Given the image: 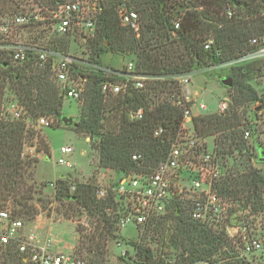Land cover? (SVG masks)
Here are the masks:
<instances>
[{
    "label": "trees",
    "instance_id": "trees-1",
    "mask_svg": "<svg viewBox=\"0 0 264 264\" xmlns=\"http://www.w3.org/2000/svg\"><path fill=\"white\" fill-rule=\"evenodd\" d=\"M35 1L51 8L64 0ZM129 1L140 17L138 35L120 23L114 0L102 1L94 35L86 40L91 59L100 61L101 54L106 50L132 52L137 69L143 73L166 77L182 75L236 58L250 49V38L264 34L261 0ZM176 5L193 7L178 13V30L173 29L172 20L175 16L171 14ZM229 8L230 16L227 14ZM208 38H212L213 43L206 50L203 44ZM254 70L262 71L261 65L251 63L232 68L231 87L234 94L232 105L225 115L212 113L192 118L195 132L200 136L213 135L214 144L222 156L246 151L242 128L245 122H242L238 107L247 102H260L256 90L247 82ZM84 78L79 118L71 128L90 139L97 138L94 148L98 152V165L120 172L140 169L139 163L131 159L134 153L142 156L144 166H154L163 160L169 140L166 137L155 138L152 132L160 125L174 135L180 126L184 106L173 104L180 95L177 81L169 78L155 80L147 83L142 91L129 87L124 94L104 99L99 89L102 77L88 73ZM5 86L14 91L33 121L39 116H56L57 123H62L63 98L52 81L47 65L39 67L29 63L21 66L0 60V94ZM172 94L174 98L170 100ZM139 107L144 110V118L140 121L130 120L127 112ZM36 137L38 132L23 121L0 118V201L9 200L13 214L24 220H32L38 214L36 207L28 202L37 191L33 170L38 160L35 157L21 158L25 140ZM252 159L259 160L260 154ZM243 167L240 173L233 170L216 180L214 189L218 195L232 198L246 192L245 204L252 213H257L263 210L261 196L264 194V168H255L247 162ZM27 178L30 182H27ZM73 179L76 178L71 175L64 179L57 178L54 182V198L60 200L64 197L71 206H82L93 219L94 235L86 238L91 242L90 247L95 245L96 248L88 251H94L99 257L97 261L88 260L94 264H104L108 253L107 242L116 237L114 230L117 219L107 211L108 208L113 210V200L111 197L96 199L93 182H73ZM70 183L75 184L73 193L68 190ZM172 214L176 220L175 234L180 238L179 252L172 264L196 263L211 257L223 246H231L232 238L224 228L216 233L192 221L177 203ZM161 221L158 220L157 224ZM76 232L79 233L80 229L76 228ZM171 238L174 239V234ZM81 243H84L83 237L79 236L75 248L79 249ZM136 254L142 260L140 264H168L165 260L153 258L148 247L138 246ZM220 255L222 258L235 256L234 252L229 255L225 250ZM0 264L30 263L23 262L17 251L6 247L0 250Z\"/></svg>",
    "mask_w": 264,
    "mask_h": 264
},
{
    "label": "built area",
    "instance_id": "built-area-1",
    "mask_svg": "<svg viewBox=\"0 0 264 264\" xmlns=\"http://www.w3.org/2000/svg\"><path fill=\"white\" fill-rule=\"evenodd\" d=\"M1 1L5 3V6L0 7V60L21 66L29 63L39 67L47 65L63 99L81 100L85 78L84 75H77V77L73 75V70L77 68L102 77L99 89L104 98L124 94L129 87L142 91L147 83L155 80L169 78L177 81L180 95L173 104L184 106L180 126L174 135L160 125L156 126L152 132L155 138H168L169 146L165 158L154 166H144L142 156L134 153L131 159L139 163L140 169L120 172L114 168L100 167V171L94 176L96 199L111 197L114 207L113 210L108 208L107 211L114 214L117 224L121 227L132 226L136 233H139L154 220L164 216L171 206L174 208L176 203H182L179 196L181 191L185 190L184 198L189 202V218L192 221L206 226L221 220L220 217L226 210L223 217L227 219L230 215L229 218L233 221L229 222L232 225L223 228L235 241L239 255L245 258L246 256L257 257L260 263L264 264V220L263 223L257 222L258 224H254L251 228L235 220L236 214L226 208L232 200L224 199L214 189V182L221 177L218 171L220 155L218 156L215 148L208 149L206 137L198 135L193 126V112L189 103L190 82L192 76L201 70L167 77L155 76L137 69L134 59L121 66H112L91 58L62 54L35 42L25 41L21 30L32 27L36 15L33 12L29 13L27 5L21 4L20 0ZM114 1L120 23L138 35L140 23L138 12L134 7L131 8L126 0ZM32 2L45 15L46 11L50 12L49 22L56 33L67 34L76 26L91 28L94 25L92 15H95L96 10L93 14L86 15L87 8L78 0L63 1L51 8L40 5L35 0ZM261 2L264 12V0ZM227 14L231 15L230 8ZM179 23L180 17L175 16L172 20L174 30L179 29ZM212 43V38L206 39L203 44L204 49H210ZM249 45L250 49L236 58L210 66L233 68L255 63L260 64L264 72V34L250 38ZM6 88L8 87L5 86L4 89ZM5 96L2 94L1 97ZM186 103H189L188 107ZM229 103V99L220 100L216 113L225 115L229 111ZM198 107L206 108L204 103H199ZM256 109H254L256 113L261 114L264 119V102ZM127 115L132 121H140L144 118V110L139 107L130 110ZM0 118L21 120L26 126L30 124L50 126L53 122V119L45 116H39L33 121L16 98H10L7 104L0 103ZM257 120L259 118L255 122L249 120L243 125L244 140L252 136L253 126ZM186 123H190V126ZM73 150L72 145L60 147V152L64 156H68ZM57 164L68 165V161L60 157ZM68 190L69 193H73L75 184L70 183ZM6 247L13 248L23 262L30 264H94L73 253L55 251L52 240L48 236L38 242L34 232L26 230L24 220L13 214L9 203L0 201V250ZM192 264L220 263L200 260Z\"/></svg>",
    "mask_w": 264,
    "mask_h": 264
},
{
    "label": "rangeland",
    "instance_id": "rangeland-1",
    "mask_svg": "<svg viewBox=\"0 0 264 264\" xmlns=\"http://www.w3.org/2000/svg\"><path fill=\"white\" fill-rule=\"evenodd\" d=\"M64 1H77V0H64ZM81 5L87 8L85 13L89 15L94 13L93 27L76 26L75 29H71L67 34L56 33L50 22L51 16L49 11H46L45 15L32 0H20V3L28 8V12H33L36 16L32 27L24 28L21 30L22 38L25 41L35 42L46 48L62 52V54L76 56L78 58H91L90 50L87 47L86 40L92 38L94 35L95 19L99 13V7L102 1L108 0H78ZM131 8L134 7L130 1L126 0ZM186 3V1H185ZM5 3L0 0V7L4 8ZM192 9L193 7L179 6L172 10L171 14L177 16L186 9ZM201 10V9H199ZM85 15V16H86ZM42 19V20H41ZM135 60L134 53H116L106 50L101 54L100 62L108 65L121 66L129 60ZM228 61V60H227ZM225 62V61H223ZM190 82V91L192 96L190 97V107L193 112V116L216 113L218 109V103L222 99H229V108L232 105V96L234 91L232 87H226L220 83V79L224 77H231L232 67H211L206 66L200 69ZM73 75L88 74L86 70L77 68L73 70ZM52 81L55 83L54 79ZM257 92L260 102H247L238 107L239 113L242 116V122H248L253 120L255 125L253 126L252 136L245 140L246 151H242L241 154L233 153L231 155L219 154V148L217 149L214 144V136H205L207 147L209 150H214L220 155L218 158V171L220 176H226L229 172L235 170L242 172L244 170L243 164H247L255 168H264V160H254V156L259 155L260 150L264 153V119L261 114H257L254 110L255 106L263 104L264 102V72L261 70H254L250 74V79L247 81ZM85 83V81H84ZM56 84V83H55ZM3 95L0 94V103L7 104L10 98H16L17 96L11 88H3ZM114 96H106L104 99ZM174 95H170L169 99H173ZM199 103H204L206 108L200 109ZM81 108V100H69L63 99L62 114L66 117H71L73 122L78 120L79 111ZM258 108V107H257ZM257 110V109H256ZM53 119L50 126H37L30 124V128L38 132V138L31 140H25L21 158L28 159L35 157L39 164H35L34 167V180L36 192L33 193V199L28 200L29 204H33L38 214L32 220H24L27 231H32L36 235L38 242H41L46 236H49L52 240V246L63 247V251L69 252L74 244L73 249L69 253H76L84 256L87 259L98 260L99 256L94 254V251H88L90 248H96L95 245L90 247L91 242L86 237H92L94 235L93 219L90 218L85 209L80 205H73L66 201L64 197L60 200H55V179L56 177L64 178L68 174L76 179L73 182H93L94 176L100 171L98 164V152L94 148V144L97 141L96 137L90 139L88 136L83 137L77 134L72 128L65 127V125L58 124L56 116H49ZM193 121V120H192ZM244 123V124H245ZM190 126V123H186ZM88 138V140H86ZM255 147V145H257ZM63 145H72L74 151L68 156H64L60 152V147ZM36 148L39 150L36 152ZM49 159H43V157ZM250 156V158H249ZM264 156V154H263ZM44 157V158H45ZM63 157L73 165V168L64 165L57 164L58 158ZM98 166V167H97ZM37 167V168H36ZM37 170V175H36ZM220 177V178H221ZM27 182L30 180L27 178ZM182 186V185H180ZM264 190V187L262 188ZM184 191L180 193L179 206L183 212L189 216V202L184 198ZM246 192L237 196V198L224 197V199H231L232 202L226 205V208L233 211L236 214V221L240 224H246L248 228L254 227V224L263 223L264 220V194H262V208L263 210L252 214L250 207L245 204ZM9 203L12 208V203L8 200L3 203ZM13 209V208H12ZM173 206L165 213L164 216L154 220L151 225L141 229L139 233L132 226L121 227L115 223L116 237L107 242V256L104 264H140L142 260L139 259L136 254L138 246L150 248L153 258L156 260H165L168 264H172L176 260V255L179 252L178 241L180 238L175 234L176 220L172 214ZM77 211H80L79 213ZM226 210L223 212L225 215ZM230 213V212H229ZM220 217L221 220L215 221L206 225L207 228L215 231H220L223 227L232 225L229 217ZM158 220H163L157 224ZM258 222V223H257ZM230 227V226H229ZM76 228L80 229V232H76ZM174 234L172 240L171 235ZM79 236L83 237V242L80 244V248L76 249L75 245L78 242ZM76 239V240H75ZM231 247V248H230ZM233 248V250H231ZM225 250L229 255L235 254L228 258H222L220 252ZM56 251V250H55ZM78 252V253H77ZM239 250L236 247L235 241L231 240V246H223L219 251L214 253L211 257L204 260L217 261L220 264L230 262L234 264H262L257 257L246 256L241 257Z\"/></svg>",
    "mask_w": 264,
    "mask_h": 264
},
{
    "label": "water",
    "instance_id": "water-1",
    "mask_svg": "<svg viewBox=\"0 0 264 264\" xmlns=\"http://www.w3.org/2000/svg\"><path fill=\"white\" fill-rule=\"evenodd\" d=\"M220 83L226 87H231L232 86V77L228 76V77L221 78ZM62 123L65 126L74 124L72 118L66 117V116L62 117ZM259 153H260V159H264V156H263L264 153L262 151H260Z\"/></svg>",
    "mask_w": 264,
    "mask_h": 264
},
{
    "label": "crops",
    "instance_id": "crops-1",
    "mask_svg": "<svg viewBox=\"0 0 264 264\" xmlns=\"http://www.w3.org/2000/svg\"><path fill=\"white\" fill-rule=\"evenodd\" d=\"M194 76H195V75H194ZM194 76H192L191 81H192V79H193ZM191 96H192V94H191ZM62 107H63V104H62ZM63 116H64V115H63ZM76 120H77V119H76ZM71 126H72V125H71ZM65 127H69V126H65ZM77 134H78V133H77ZM79 135H80V134H79ZM80 136L83 137V135H80ZM86 140H88V138H87ZM73 151H74V150H73ZM37 153H38V152H37ZM44 157H45V156H44ZM44 157H43V159H49V156H48V157H45V158H44ZM67 161H68V165H66V166L70 167V169L73 168V165L69 162V160H67ZM39 162H40V161H37L36 164H39ZM97 165H98V164H97ZM97 167H98V166H97ZM36 168H37V167H36ZM36 175H37V170H36ZM68 175H71V176H72V174H68ZM63 177H64V176H63ZM63 177H60V178H63ZM72 177H73V176H72ZM57 178H58V177H56V178H54V179L56 180ZM73 178H74V177H73ZM48 237H49V236H48ZM75 240H76V239H75ZM73 247H74V244H73V246L71 247V249H73ZM53 249L56 250V251L64 252V253H69V252H71V249H70L69 252H65V251H63L64 248H63V247H60V246H59V247L54 246Z\"/></svg>",
    "mask_w": 264,
    "mask_h": 264
}]
</instances>
